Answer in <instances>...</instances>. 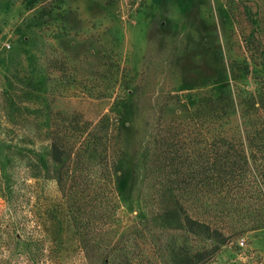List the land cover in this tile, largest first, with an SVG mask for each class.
Returning a JSON list of instances; mask_svg holds the SVG:
<instances>
[{"label":"rangeland","instance_id":"obj_1","mask_svg":"<svg viewBox=\"0 0 264 264\" xmlns=\"http://www.w3.org/2000/svg\"><path fill=\"white\" fill-rule=\"evenodd\" d=\"M258 41L264 0H0V264H53L52 248L58 264H90L58 186L34 178L59 115L76 114L123 116L119 222L100 242L168 264L167 233L152 227L142 198L151 138L213 94L230 98L219 105L226 130L244 140L262 122L246 105L264 78L250 49ZM208 264H264V230L235 238Z\"/></svg>","mask_w":264,"mask_h":264},{"label":"trees","instance_id":"obj_2","mask_svg":"<svg viewBox=\"0 0 264 264\" xmlns=\"http://www.w3.org/2000/svg\"><path fill=\"white\" fill-rule=\"evenodd\" d=\"M250 49L264 67L262 42ZM259 86L246 105L262 122L246 129L244 140L226 130L228 110L219 105L230 98L213 94L200 99L190 119L162 124L151 138L142 198L152 227L167 233L168 264H208L235 238L264 230V78ZM209 104L216 109L207 111ZM58 118L47 137L49 158L34 178L58 186L71 234L90 264H147L126 247L100 242L119 222L123 116ZM60 252L50 250L53 264Z\"/></svg>","mask_w":264,"mask_h":264},{"label":"built area","instance_id":"obj_3","mask_svg":"<svg viewBox=\"0 0 264 264\" xmlns=\"http://www.w3.org/2000/svg\"><path fill=\"white\" fill-rule=\"evenodd\" d=\"M245 245H246V244H245V241H242V242H241V246H242V247H245Z\"/></svg>","mask_w":264,"mask_h":264}]
</instances>
